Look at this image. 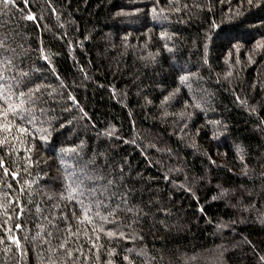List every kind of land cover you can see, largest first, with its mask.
<instances>
[{"label": "trees", "instance_id": "1", "mask_svg": "<svg viewBox=\"0 0 264 264\" xmlns=\"http://www.w3.org/2000/svg\"><path fill=\"white\" fill-rule=\"evenodd\" d=\"M0 264H264V0H2Z\"/></svg>", "mask_w": 264, "mask_h": 264}, {"label": "snow or ice", "instance_id": "2", "mask_svg": "<svg viewBox=\"0 0 264 264\" xmlns=\"http://www.w3.org/2000/svg\"><path fill=\"white\" fill-rule=\"evenodd\" d=\"M0 2H2V0H0Z\"/></svg>", "mask_w": 264, "mask_h": 264}]
</instances>
